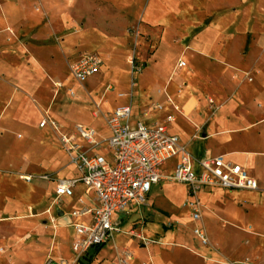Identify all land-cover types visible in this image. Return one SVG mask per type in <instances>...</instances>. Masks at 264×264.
<instances>
[{"label":"rangeland","instance_id":"374dc122","mask_svg":"<svg viewBox=\"0 0 264 264\" xmlns=\"http://www.w3.org/2000/svg\"><path fill=\"white\" fill-rule=\"evenodd\" d=\"M51 1L52 6L57 2L65 5L67 3V0ZM84 1L87 2V0L79 2L78 9L86 11L89 6L85 8ZM119 1L126 5L132 2L130 14L133 17L143 5V0ZM194 1L198 2L202 9L203 13L199 14L200 19H190L194 20L192 24L187 21L179 23L177 20L159 21L158 23L169 29L162 40L163 28L152 32L154 39L148 29V34L138 32L137 27L123 30L128 18L119 16L117 12L113 13L106 7L103 9L105 11L97 16L93 11H97L98 8L95 10L94 5H91L89 10L92 12L88 14L92 23L80 32L76 39L74 38L76 34L73 33L77 32L64 34L61 28L74 27L70 26L73 22L70 20V13L76 16L77 11L66 9V12H59L54 18L51 9L48 14L45 12L41 0H0V11L5 16L4 21L0 19V29L9 32L11 36L18 31L33 30L32 32L42 39L38 45L31 46L30 59L45 70L46 80L40 92L43 104L40 105L42 108L50 109L57 122L61 121L68 126L80 122L88 128H94L99 134L108 135L105 121L107 112L118 105L130 104L135 113L147 124L169 122L170 132L180 136L188 152L196 157L207 158L218 152L216 149L218 146L213 138L207 136L205 138L203 134L213 127H219L223 118L219 116L215 121L206 120L208 113H213L217 107L207 97L206 89L203 90L201 86L205 83L208 85V77H214L213 71H217L214 68L215 64L209 59L199 57L192 51H187V48H178L175 38L182 30L185 31L183 28L191 29L195 24L199 26L204 21L200 28L207 26L208 21L213 18H207L206 13L217 7L222 8L220 10L230 11L233 16L261 17L264 14V0ZM156 6L148 10L147 14L155 15ZM181 13L187 17L193 15L190 10L188 12L181 10ZM34 14L41 15L43 21L40 23L32 21L31 16ZM104 17L108 21L105 22ZM259 24L257 28L248 26L247 29L240 27L235 29V36L233 35L229 40L233 43L235 37L237 38L240 52L246 60L249 49L255 44L261 45L264 42V28H262L264 23L261 24L260 20ZM107 34H112V40L108 45L106 44L109 54H105L100 48H95L104 41ZM127 35L132 36L131 39ZM108 40L105 39V42ZM88 52L98 55L102 65L86 80L79 82L73 78L71 67L81 55ZM0 59L4 62L9 61L14 67L19 68L25 57L18 50L15 52L6 50L5 43L0 40ZM182 61L185 66L180 64ZM249 77L248 73L247 78ZM202 78H205L206 82H203ZM59 82L61 85L57 87L56 83ZM164 82L169 85L166 90L162 89ZM181 90L184 92L183 96L180 95ZM199 90L202 93H199L196 99H199V106L204 110L197 108L183 114L185 95ZM95 110H99L98 115H91ZM169 117H171L170 121L167 119ZM42 130L44 132L30 133L27 137L18 139L17 144L8 138L7 133L3 134V137L0 136V160L15 159L20 161L19 163L35 164L36 161L41 162L50 156L53 158L52 166L58 169L65 166L58 175L70 176L73 168L68 165V156L60 148L57 137H54L48 128ZM98 151L108 161H112V150L108 149L106 144H102ZM175 161L177 158L169 160L166 168L170 170ZM9 181L7 189L10 188V192L16 193L18 197L16 201L11 199L12 194L4 197L2 199L5 201L4 210L24 205L27 199L26 193L33 187H36L41 194L50 193L52 187L49 184L50 180L45 181L37 177H34L31 183L17 180L13 176L9 177ZM246 192L248 191L210 189L198 193L201 215L203 220L207 219L205 229L209 237V244L201 246L193 237V223L188 217L187 207L183 205L188 198L185 187L172 181L155 184L150 190L145 206L137 207L130 215L123 213L115 215L121 232L113 235L114 238L104 246L98 258L93 261L96 256L93 250L86 260L93 261L92 264H118L119 261L116 262V259L121 257V250L124 247L131 253V259L126 260L125 264H141L143 259H148L147 264L152 262L174 264V261L180 264H192L193 255L201 257L195 246H201L203 254L207 252L210 254L206 259L217 256L218 264H264V239L256 238V234L249 227L254 225L264 227V207L253 203V200L257 199V193ZM72 208L74 203L69 201L66 209ZM223 209L230 215L234 212L238 214L240 220L237 227L220 223L217 217L221 216L219 211ZM209 216L212 221L207 224ZM68 220V217H64L62 222ZM73 228L72 225L66 228V253L70 257L74 254L72 245L76 240ZM41 230L46 240L52 239V226L47 229L38 227L37 233ZM129 231L137 233L138 236L131 235ZM166 236L169 239L165 238ZM54 238L57 240L56 236ZM173 249L175 252L170 255ZM46 250L47 247H44L40 249V253ZM55 252L57 245L54 248ZM76 264H86V261L79 260Z\"/></svg>","mask_w":264,"mask_h":264},{"label":"crops","instance_id":"0c3cea01","mask_svg":"<svg viewBox=\"0 0 264 264\" xmlns=\"http://www.w3.org/2000/svg\"><path fill=\"white\" fill-rule=\"evenodd\" d=\"M80 1L81 0H67L66 5L57 2L56 5L53 4L54 6H52L51 0H41V3L47 14L50 12V9L52 10L54 18L57 17L59 12H66V9H69V11H77L75 13L76 16L70 13V20L73 21L70 26L74 27L61 28L64 34L77 32L73 33L76 34L74 35L76 39L77 36L80 35V32H83V30L92 23L91 19L88 17V14L92 12L89 10L91 5H94L95 10L98 8L97 11H93L97 16H100V14L105 11L103 9L106 7L111 12H117L119 16L128 18L123 30L130 27H137L139 30L138 32H145L147 34L150 32L152 39H154L152 32L157 31L156 29L163 28L161 40L169 29H166L163 24L158 23L159 21L177 20L179 23L187 21L192 24L194 20L190 19H200L199 14L203 13L198 2L194 0H188V2L186 0L185 2H182L184 0H143L142 8L138 10L136 15L133 14L135 17L130 14V5L132 2L130 5H126V3H122L119 0H87V2H83L85 3V8L89 6L88 10L85 11L78 9V7H80ZM155 5H157L155 9L156 14L148 15L147 11ZM220 9L222 8L217 7L206 13L205 16L207 18H213L208 21L207 26L205 25L203 28H200L203 26L204 21L203 24L199 26L195 24L191 29L183 28L185 31L182 30L175 40L178 42V48H187V51L190 50L194 54H197V56L209 59L215 64L214 68L217 72L213 71L214 77H208V85H206V83L202 84L201 88L203 90L206 89L208 93L207 97H209L210 101L215 103L217 107L213 113H208L206 120L215 121L221 116L223 121L219 127H213L209 131H206L207 133L203 134V137L206 138L207 136L213 138L218 146L216 148L218 152L211 156L225 154L230 161L241 164L248 169L250 174L255 175L258 179L260 190L246 193H257V199L253 200V203H258L264 207V42L261 45L255 44L249 49L247 55L248 60H246L244 55L240 52L236 37L233 43L229 42L233 35L235 36V29L239 27L247 29L248 26L257 28L260 26V20L261 24H263L264 14H262L261 17L254 15L233 16L230 11ZM181 10H186L187 12L190 10L193 15L187 17L181 13ZM0 14V19L4 21V13L0 11ZM31 18L32 21L38 23L43 21L41 15L34 14ZM103 20H105V22L108 21L105 17ZM144 27L146 28L143 29ZM262 28H264L263 25ZM32 31L33 30L18 31L14 33L13 36H11L9 32H0V40L5 43L6 50L14 52L18 50L22 52L25 57L24 62L19 68L16 66L14 67L9 61L4 62L0 59V136L3 137L2 135L7 133L8 138L14 140L16 144L17 141H19L18 139L27 137L30 133L38 134V132H44V130L39 127V121L46 115L47 111L53 116L50 113V109L42 108L40 105L43 104L40 92L45 83L46 75L41 65L36 64L30 59L31 46H36L42 41L40 36ZM111 35L107 34L105 39L109 40L105 42L104 39V41L95 48H100L105 54H109L106 44L108 45L109 41L112 40ZM128 37L131 39L132 36ZM96 49L93 50L96 51ZM185 65L184 63V66ZM190 71L192 70L190 69ZM248 73L250 74L249 78H247ZM190 78L187 80V84H189ZM201 80L204 82L206 79L202 78ZM168 86L169 85L164 82L162 89L166 90ZM199 93H202V91L199 90L196 93L191 92V94L188 93L185 95L184 98L186 103L184 105L185 111L182 112L183 114L201 108V106H199V99H196ZM183 94V91L180 92V95L183 96ZM113 109L109 110L107 113L111 112ZM133 112L138 116L134 109ZM60 123L64 125L63 122L60 121ZM194 126H196V124ZM46 128H48V131H50L54 137H57L49 127ZM41 142H43V140H41ZM45 160L41 162L36 161L35 164H30L28 162L19 163L20 161L15 159L0 160V264L6 262L8 264H45L50 259H55L57 261L65 260L68 264H72V261L75 259V246L78 238L75 236L76 240L72 245L74 254L70 257L69 254L66 253V228L70 225L74 227V222L78 221L76 218H71L69 213L82 206L78 201V199L83 196L81 188L78 187L74 191V197L64 198L61 202L56 203L54 202V183H52L54 181L50 180L49 184L52 186L50 193L41 194L36 187H33L26 193L27 199H25L24 205L4 210L5 201H2L4 197H8V195L12 194L11 199L14 201H16V197H18L16 193L10 192V188L7 189L10 176L15 177L17 180L31 183L32 181H26L22 176L31 175L38 178L42 175L50 174L54 178H68L73 175V171L71 170L70 176H59L58 173L62 172L65 166L59 169L55 168V166H52L53 158L50 156H47ZM166 170L168 171L169 169L166 168ZM92 199V193L88 197L84 196V205H94ZM69 201L74 203L75 209H66ZM134 210L136 209H132L126 215H130ZM219 214L221 216L216 217L219 219L220 223H227L232 227H237V223L240 219H238V214H236V212L230 215L223 209V211H219ZM64 217H68L69 220L67 222H62ZM82 220H87V217ZM205 220H203V224L206 227ZM210 221H212L211 216L208 217L207 224H209ZM114 222L118 225L116 218ZM49 226H52L53 235L51 240H46L43 231L41 230L37 233V229L38 227L47 229ZM7 227L8 229H6ZM249 227L252 232L256 234V238L264 239V227L258 225ZM5 230H8V232H5ZM62 231L63 233L61 234ZM72 231L76 235L74 228ZM159 232L162 233V230ZM55 236L57 240L54 238ZM165 238H168V236ZM197 242L201 245L198 240ZM106 244L101 248L95 247L89 250V253L79 258V260L86 261V264H92L101 254V250ZM56 245L57 252L54 253ZM201 246H195L201 257L190 253L193 255L192 264H218L216 263L217 256H212L210 258L211 260L206 259L209 252L203 254V252H201ZM44 247H47V250L41 252L43 253L41 255L40 249H44ZM122 249L126 248L123 247ZM93 250L96 256L93 261L88 262L86 259L91 256ZM173 252H175L174 249L170 255H173ZM123 256L122 252L121 257L119 256L120 258L118 260L116 259V262L119 261L118 264L127 263V261H121ZM79 260L76 263H78ZM147 260L148 259H143L141 264H147ZM173 263L180 264L176 263V261ZM151 264H154V262Z\"/></svg>","mask_w":264,"mask_h":264},{"label":"built area","instance_id":"2783aa9c","mask_svg":"<svg viewBox=\"0 0 264 264\" xmlns=\"http://www.w3.org/2000/svg\"><path fill=\"white\" fill-rule=\"evenodd\" d=\"M180 64L184 65V62ZM101 65L99 56L88 52L74 62L71 73L73 78L82 82ZM60 85V82L56 83L57 87ZM98 111L92 115H98ZM167 119L170 121L171 117ZM105 121L108 135L99 134L94 128L80 123L66 127L48 111L39 121L40 128L49 127L57 136L60 148L68 156V165L73 168V175L54 178L47 174L38 178L54 181L56 203L74 197L78 187L83 194L78 199L82 206L69 213L71 218L78 219L73 224L78 241L72 264L121 232L114 222L115 215L128 214L132 209L145 206L155 184L172 181L185 187L188 198L183 205L187 207L188 217L193 223L192 233L202 246L209 244V237L202 220L199 192L210 189L260 190L258 179L241 164L230 161L225 154L195 157L188 152L180 136L170 132L169 122L147 124L134 114L130 104L118 105L107 113ZM102 144L112 150V161L98 151ZM173 158L177 161L167 171L165 166ZM34 177L22 176L26 181H32ZM91 193L94 205H84L83 197ZM85 217L87 220H82ZM122 252L121 261L131 259L130 251L122 249ZM45 264L68 263L50 259Z\"/></svg>","mask_w":264,"mask_h":264},{"label":"trees","instance_id":"16d2710c","mask_svg":"<svg viewBox=\"0 0 264 264\" xmlns=\"http://www.w3.org/2000/svg\"><path fill=\"white\" fill-rule=\"evenodd\" d=\"M103 245H101V246H98L97 248H101Z\"/></svg>","mask_w":264,"mask_h":264}]
</instances>
